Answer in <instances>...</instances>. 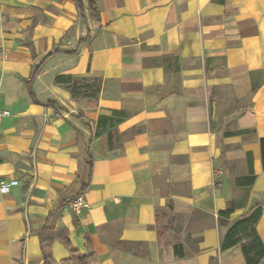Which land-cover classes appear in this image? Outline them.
<instances>
[{"label":"crops","instance_id":"obj_1","mask_svg":"<svg viewBox=\"0 0 264 264\" xmlns=\"http://www.w3.org/2000/svg\"><path fill=\"white\" fill-rule=\"evenodd\" d=\"M82 2L80 16L71 0H0V181H17L0 192V264H43L39 233L49 264H79L63 237L94 264H246L220 242L262 202L264 243V0ZM56 49L36 102L24 79ZM73 79L99 91L73 96ZM86 150L77 215L59 205L86 179Z\"/></svg>","mask_w":264,"mask_h":264},{"label":"trees","instance_id":"obj_2","mask_svg":"<svg viewBox=\"0 0 264 264\" xmlns=\"http://www.w3.org/2000/svg\"><path fill=\"white\" fill-rule=\"evenodd\" d=\"M74 5L76 6L78 13L80 16L83 15V2L82 0H71ZM89 15L92 19L95 21H99V12L93 1H89L87 4ZM59 49H56L52 51L51 53L47 54L39 64H37L30 75L28 79H24L29 86L30 93L32 94L34 101L38 102L37 99H35L34 91L32 89V83L40 71V69L43 67V65L52 58L55 54L59 53ZM74 51L67 52L69 54H72ZM100 87V80L95 79L91 82H86V80L83 79H73L70 83V93L71 95H83V96H93L99 91ZM257 88V85L252 84V90L254 91ZM45 106H51L53 108L58 107V104L55 101H47L43 103ZM244 110V109H243ZM246 132L243 131H225L224 135H231L236 133ZM81 140V136L78 135V141ZM259 148H260V161H261V167L264 169V137L259 138ZM85 156L88 158V161L86 160V167H87V176L86 179L83 181L82 184L79 186H73L68 191V196L66 199L63 200V202L59 205V208H63L70 200L76 198L77 196L81 195L87 188L89 180H90V174H91V156L89 155V152L87 150L85 151ZM247 157V164H248V175L240 177L241 181H244L243 184L245 185H251L255 179V175L253 173L252 168V154L251 152L246 153ZM262 202L254 204L244 215L237 218L228 228L226 231L224 237L222 238L220 242V249L226 250L230 247L239 245L242 251V254L244 256L246 264H261L264 259V243L261 240L256 225L257 222L261 216L262 213ZM233 210V204L230 205L228 208H226L223 211H220L218 214L221 217H228ZM55 214V209L52 210L47 220L44 222L42 229L46 230L48 228L49 221ZM168 224L166 226L162 227V230L160 231V234L162 232H169L173 230L174 224H175V218L170 215V217L167 219ZM159 233V232H158ZM40 244H41V250L44 257L43 264H49L50 260V254L49 250H47V247H45L44 243L45 240L43 239L42 233L38 234ZM62 244L68 248L70 251V258H75L79 264H94L96 262L93 254L90 255H82L80 254L74 247L71 246L69 240L67 237L62 238Z\"/></svg>","mask_w":264,"mask_h":264},{"label":"built area","instance_id":"obj_3","mask_svg":"<svg viewBox=\"0 0 264 264\" xmlns=\"http://www.w3.org/2000/svg\"><path fill=\"white\" fill-rule=\"evenodd\" d=\"M1 98V94H0ZM9 111L5 109H0V118L4 116H8ZM17 181L15 179H9V180H2L0 181V192L5 193L9 190V188L13 185H15ZM65 208L70 209L75 214H80L82 209L86 207V201L82 197V195L77 196L76 198L70 200L65 206Z\"/></svg>","mask_w":264,"mask_h":264},{"label":"rangeland","instance_id":"obj_4","mask_svg":"<svg viewBox=\"0 0 264 264\" xmlns=\"http://www.w3.org/2000/svg\"><path fill=\"white\" fill-rule=\"evenodd\" d=\"M231 91H230V88H228V87H224V97L226 96V97H231V93H230ZM228 111V109L226 108V107H224V112H227ZM227 117H234V115L233 116H227ZM227 118L225 117L224 118V129L225 128H228L227 126ZM218 127L220 128L221 127V125H220V123H219V125H218Z\"/></svg>","mask_w":264,"mask_h":264}]
</instances>
